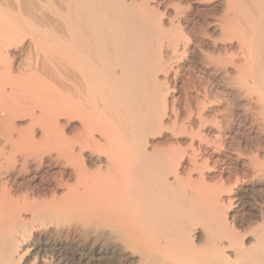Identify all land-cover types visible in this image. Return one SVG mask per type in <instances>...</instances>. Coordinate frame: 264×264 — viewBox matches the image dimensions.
<instances>
[{"label":"bare ground","instance_id":"6f19581e","mask_svg":"<svg viewBox=\"0 0 264 264\" xmlns=\"http://www.w3.org/2000/svg\"><path fill=\"white\" fill-rule=\"evenodd\" d=\"M246 135L264 0H0V264H264Z\"/></svg>","mask_w":264,"mask_h":264},{"label":"rangeland","instance_id":"374dc122","mask_svg":"<svg viewBox=\"0 0 264 264\" xmlns=\"http://www.w3.org/2000/svg\"><path fill=\"white\" fill-rule=\"evenodd\" d=\"M174 1H176V0H174ZM194 5L196 6V4H194ZM198 7H200V6H198ZM201 7H202V10H201V11L198 10V9H197V6H196V8H195L196 10H193L192 13H190V17L192 18V22H193L192 25L194 24L196 30L199 28V27H198V24H197V19H198L199 17H203V18L206 19V20H211L212 18H215L216 16H217L216 18H218V15L213 14L214 12H213L211 9L208 8V5H206V3H205L203 6H201ZM208 9H209V10H208ZM196 11H197V12H196ZM210 11H212V12H210ZM216 14H217V13H216ZM208 16H209V17H208ZM164 17H165V16H164ZM197 27H198V28H197ZM189 90H191V91H189L191 94H194V93H195V91H193V90H194L193 88H192V89H189ZM235 92L237 93L236 90H235ZM211 94H212V93H211ZM211 96H213V94H212ZM237 96H238V95L235 94L234 97H233L234 99H233V98L230 99V100L232 101V104H234V105H233L234 109H236L235 107L239 106V105H236V104H239V102L241 103V101H242V100L240 101L239 99H241V98H240L239 96H238V97H237ZM192 98L195 99L194 97H192ZM253 100H254V99H253ZM224 101H225V100H223L222 102L220 101V102H221V103H224ZM233 101H235V102H233ZM193 104H194V103H193ZM252 105H254V104L252 103ZM238 108H239V107H237V109H238ZM247 136H248V137L250 136V138H248ZM254 137H255V136H254ZM254 137H253L252 135H246V136H245V139H241L240 141L243 140L244 143L246 142V143H247V148L250 149V150H251V149L255 150L257 143L260 144V145H262V146L264 145V144H263L264 141H263V142H260V141L258 140V138H256V137L254 138ZM247 138H248V139H251L250 141H251L252 143H250L249 140H248ZM254 140H256V141H254ZM243 141H242V142H243ZM247 141H248V142H247ZM255 142H257V143H255ZM254 143H255L256 145H255ZM249 144H251V145H249ZM248 146H249V147H248ZM253 146H254V147H253ZM262 151H263V150H261V151L259 152V156L262 155V156L259 157V158H260L261 161H264V157H263V156H264V155H263L264 153H262ZM245 158H246V157H245ZM245 158H242V160L239 161V162L237 163V164H238V169H239V170L247 169L246 166H247L248 164H247L246 162H245V164L243 163V161H246ZM243 159H244V160H243ZM239 160H240V159H239ZM242 164L244 165V168H242V167H243ZM246 164H247V165H246ZM241 166H242V167H241Z\"/></svg>","mask_w":264,"mask_h":264}]
</instances>
